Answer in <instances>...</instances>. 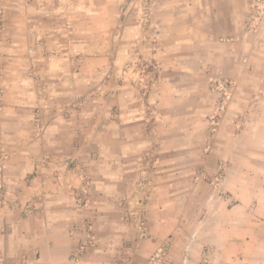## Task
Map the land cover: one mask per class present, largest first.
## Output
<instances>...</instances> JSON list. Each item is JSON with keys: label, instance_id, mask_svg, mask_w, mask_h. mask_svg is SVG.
<instances>
[{"label": "crops", "instance_id": "obj_1", "mask_svg": "<svg viewBox=\"0 0 264 264\" xmlns=\"http://www.w3.org/2000/svg\"><path fill=\"white\" fill-rule=\"evenodd\" d=\"M154 1L151 25L141 0H0V264H264V109L206 147L185 86L212 0Z\"/></svg>", "mask_w": 264, "mask_h": 264}, {"label": "rangeland", "instance_id": "obj_2", "mask_svg": "<svg viewBox=\"0 0 264 264\" xmlns=\"http://www.w3.org/2000/svg\"><path fill=\"white\" fill-rule=\"evenodd\" d=\"M141 1L143 10L140 18L152 25L151 7L155 1ZM218 1L212 0V16L205 17V23L210 24L212 29L220 25L219 43H211L210 53L196 55L194 84H191L192 81H188V85L186 81L184 83L186 88L195 87L199 117L208 121L210 137L206 147L219 135L236 136L242 143L241 146H245L246 142L242 140L246 139V120L254 110L264 109V0ZM216 34L215 31L212 32V36ZM37 50L35 47L31 51L36 55ZM32 62L33 68L35 61ZM144 64V69L140 67L141 73L145 72L147 78L142 82L144 87L150 88L151 84L158 83L163 63L158 58H153ZM233 110L238 112L236 116L230 114ZM250 130L255 132V129L249 127L246 132ZM250 140L252 144L249 149H256L254 141L257 138L252 136ZM0 150L6 161L4 173L9 155L1 132ZM3 182L7 193L6 182ZM37 200L38 197L25 205V214L35 213Z\"/></svg>", "mask_w": 264, "mask_h": 264}, {"label": "built area", "instance_id": "obj_3", "mask_svg": "<svg viewBox=\"0 0 264 264\" xmlns=\"http://www.w3.org/2000/svg\"><path fill=\"white\" fill-rule=\"evenodd\" d=\"M5 164H6V161H5L4 154L0 150V175L3 173V170L5 168ZM5 195H6V190H5L4 182H3V180H1L0 181V205H2ZM142 229H143V235H145L146 234V232L144 231L145 228L142 227ZM170 246H171L170 241H167L163 245H161L156 250V252L153 254L152 260H155V261L164 260L169 249H170ZM200 264H213L212 259L210 257V251L208 249L203 250Z\"/></svg>", "mask_w": 264, "mask_h": 264}]
</instances>
